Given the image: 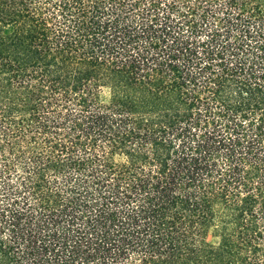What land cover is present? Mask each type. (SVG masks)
I'll return each instance as SVG.
<instances>
[{
	"label": "trees",
	"instance_id": "16d2710c",
	"mask_svg": "<svg viewBox=\"0 0 264 264\" xmlns=\"http://www.w3.org/2000/svg\"><path fill=\"white\" fill-rule=\"evenodd\" d=\"M0 264H264V0H0Z\"/></svg>",
	"mask_w": 264,
	"mask_h": 264
}]
</instances>
